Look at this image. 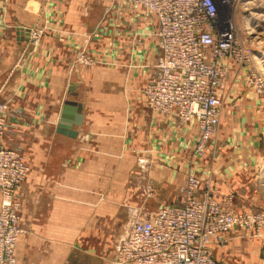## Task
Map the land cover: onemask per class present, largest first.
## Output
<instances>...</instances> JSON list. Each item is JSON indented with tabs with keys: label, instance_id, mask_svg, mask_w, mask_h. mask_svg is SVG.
<instances>
[{
	"label": "crops",
	"instance_id": "0c3cea01",
	"mask_svg": "<svg viewBox=\"0 0 264 264\" xmlns=\"http://www.w3.org/2000/svg\"><path fill=\"white\" fill-rule=\"evenodd\" d=\"M99 2L68 0L50 9L55 32L34 49L21 30L35 22V10L30 20L19 11L30 0L0 9V103H8L3 141L22 147L31 169L21 192L26 233L16 245V264H109L136 216L138 192L150 190L154 209L181 205L187 175H206L200 158L190 165L195 123L154 113L142 94L159 73L155 19L129 9L105 16L95 8ZM80 54L101 62L81 64ZM65 101L76 102L83 117L73 137L57 132Z\"/></svg>",
	"mask_w": 264,
	"mask_h": 264
},
{
	"label": "built area",
	"instance_id": "2783aa9c",
	"mask_svg": "<svg viewBox=\"0 0 264 264\" xmlns=\"http://www.w3.org/2000/svg\"><path fill=\"white\" fill-rule=\"evenodd\" d=\"M122 1L157 23L159 73L143 88L146 105L182 124L196 123L193 152L201 154L219 123L231 63L246 65L251 56L231 23L219 19V5L231 0ZM7 110L0 103V264H15V243L26 231L20 210L29 166L21 150L3 142ZM181 191V205L136 214L109 264H221L213 247H224L225 235L252 216L232 211L230 197L219 200L192 173Z\"/></svg>",
	"mask_w": 264,
	"mask_h": 264
},
{
	"label": "rangeland",
	"instance_id": "374dc122",
	"mask_svg": "<svg viewBox=\"0 0 264 264\" xmlns=\"http://www.w3.org/2000/svg\"><path fill=\"white\" fill-rule=\"evenodd\" d=\"M65 1L68 0H30L32 4L30 7L20 8L19 11L24 13L27 20L32 18L29 10H35V22L27 29L29 33L27 46L37 48L45 33L55 32L46 13ZM99 1V6L95 8L104 11L105 16L110 15L112 10L114 13L115 9L118 11L129 9L122 0H118L119 5L112 0ZM18 3L22 4V0H0V9L7 10L16 7L15 4ZM91 4L93 6V3ZM219 19L222 23H231L236 37L252 57L249 56L250 61L246 65L231 63L215 133L202 153H193L190 158V165L195 164V158H200L202 160L200 163H206V175H196L198 173L195 174L193 171L190 173L202 185L204 182L210 185L216 197L219 191H223L222 193L226 195L220 200L230 197L232 211L244 215L245 218L246 214L252 216L246 219L243 226L232 229L225 235L224 247L214 246L220 252L222 261H219L223 264H264V0H231V4L219 5ZM153 35L157 39L156 30L153 31ZM77 60L90 66L101 62L99 57L83 54H80ZM196 130L198 132L197 126ZM19 150L24 154L22 147ZM231 159L234 163L229 166L227 163ZM226 179L231 181L226 182ZM234 180L235 183L232 182ZM221 182L225 185V190L221 189ZM230 186H234V190L227 191ZM147 190L148 188L142 192L143 194L137 193L141 203L139 207L132 209V214H143L154 209L150 206L151 197H147L149 196ZM156 193L158 192L154 189L152 191L154 197ZM180 193L183 194L182 191ZM145 198L148 199L146 204L142 201ZM19 238L15 243L14 256Z\"/></svg>",
	"mask_w": 264,
	"mask_h": 264
},
{
	"label": "water",
	"instance_id": "95a60500",
	"mask_svg": "<svg viewBox=\"0 0 264 264\" xmlns=\"http://www.w3.org/2000/svg\"><path fill=\"white\" fill-rule=\"evenodd\" d=\"M19 29L21 30L22 28ZM21 32L28 34L27 29L26 31L21 30ZM82 119L83 117L80 113V106L76 102L65 101L59 113L57 132L72 137L75 136L76 132L73 131V126L81 125Z\"/></svg>",
	"mask_w": 264,
	"mask_h": 264
}]
</instances>
